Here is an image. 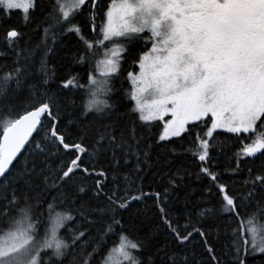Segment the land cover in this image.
<instances>
[{"label": "snow or ice", "instance_id": "snow-or-ice-1", "mask_svg": "<svg viewBox=\"0 0 264 264\" xmlns=\"http://www.w3.org/2000/svg\"><path fill=\"white\" fill-rule=\"evenodd\" d=\"M14 9L25 25L44 11L41 0H0V58L13 65L0 76V264H248L264 255V228L248 227L249 217L264 220V0H50L38 39L24 44L9 23ZM85 10L88 35L78 20ZM61 49L85 71L49 69ZM129 60L139 71L127 73L132 104L121 108L99 97L114 91ZM37 63L39 87L59 80L58 92L31 82ZM89 113L99 116L84 123ZM222 133L251 139L230 156L226 171L246 172L235 188L209 163ZM186 153L207 183L195 206L199 226L181 228L170 211L179 204L191 221L197 190L181 196L192 175ZM153 208L156 227L141 231ZM205 223L224 230L226 251L209 243ZM194 233L207 262L185 248Z\"/></svg>", "mask_w": 264, "mask_h": 264}, {"label": "trees", "instance_id": "trees-1", "mask_svg": "<svg viewBox=\"0 0 264 264\" xmlns=\"http://www.w3.org/2000/svg\"><path fill=\"white\" fill-rule=\"evenodd\" d=\"M101 3L106 4L108 3V0H101ZM49 5H50V0H41V8L44 11L41 12L38 10L35 13L34 19L36 22H39L40 20L44 18V15L46 14V11ZM23 15L24 13L21 9L12 10L11 19L9 20V23L12 25L19 26L20 30L25 33V36L21 40V44H24L25 42L29 40H32L33 42H35V40H37L39 36V33L35 31L36 22H31L25 25L22 19ZM88 16H89V13L87 10H85L84 16L78 17V20L80 21L82 25H84V21L88 18ZM97 23H100V21L97 20ZM5 27H7V25H5ZM84 30H85V34L88 35L90 31V25H84ZM4 36H5L4 29L0 28V51L7 50L6 45L4 43ZM75 43H76L75 38H70L67 40L69 49L71 45ZM142 46L143 45L141 43V47ZM65 50H68V49H61L57 56L51 58L50 63H49V69L55 68L60 77H63L69 68L71 69L73 74L77 72L83 73L86 69V65H78V64L71 63V61L66 58L62 59L63 52ZM94 63L95 62H93V64ZM12 66L13 65H12L11 57L0 58V76H3L5 72L9 71V69L12 68ZM38 68H39V64L37 63L33 69V74L31 76V82L37 84V90L42 92L45 89H47L50 94L58 92L59 89L57 88V84L59 83V80L50 79L48 85H45L43 88L39 87V82H42L44 77L39 71H37ZM129 71H135V72L138 71V68L132 66L131 60L123 64V68L121 70V74L119 78L113 81L114 91L110 94L103 95V97L101 98L108 100L110 104L113 103V101H115L117 105L120 106L121 108H123V106L125 105H127L128 107H131L132 102L127 96H125V92L131 89V85L127 79V73ZM80 82L81 83L87 82L86 74L84 76V79L81 80ZM67 94L71 95V93H67ZM28 95L29 93L26 89L22 91L19 95L18 103L24 104ZM75 98L80 103L81 105L80 110L82 111L83 101L84 99H86V97L81 93L77 95ZM98 116L99 114L97 113H89L87 117H82L81 119L83 120L84 123H87L88 121H92L98 118ZM67 120H68L67 116L62 118L61 124H60L61 131L66 130L65 125L67 124ZM67 130H70L73 133V139L77 138L79 130L75 124L68 125ZM218 131H221V130H218ZM246 137H247V134H243L241 139L237 140L235 137H232L231 134L222 133L220 135H217L215 139V143L218 145V147L216 149H213L212 155L214 159L209 162L213 167V171H216L222 174V181L226 184L231 185L233 188L237 186L233 182L242 180L246 172H242L239 175H234L226 171V169H228L230 166L231 154L239 151L244 146V144L251 143V139L246 138ZM173 139L178 140V138H173ZM191 139H192L191 137H188L186 141L183 142L184 147L189 146V141ZM225 146H229L227 148V151H221V148H224ZM84 159L85 161H87L88 156L85 155ZM181 159L183 163L185 164V166L188 168V170L192 173V175L186 179V184L188 185V187L181 191V196H183L184 191H191L192 189H197L196 191L192 192L191 200L193 203L188 206L191 209V213H192L191 221H189L187 216L183 215V212L185 211V209L179 204L175 205L172 208V210L170 211V215H172L174 220L177 218V216H179L178 224L179 226H181V228L186 223H189V222L195 226H199L198 224H196L197 217H196L195 206L200 203V197H201L200 187L202 184H206L207 180L199 181L196 179V174L199 171L200 162L194 156H192L191 153L184 154L181 157ZM100 163L101 164L104 163L103 158H101ZM232 163L234 166V160L232 161ZM257 163H259V161H257ZM145 190H148V189H145ZM149 203H151V201H149ZM136 206L137 205H134V207ZM148 215H149V219L145 220L142 225H139V227L141 228V231H149V230L154 229L159 221V216L155 208H153L152 211ZM249 219H252V223L249 224L248 227H253V228H256L257 230L264 228V220H257L252 217H249ZM204 229L205 231L210 232L209 243L216 247L217 252L221 253L222 251H226V249H224L223 246L227 243H230V240H228L225 237L224 230L222 228L217 229L215 228V226H213L212 228H209L207 223L204 224ZM188 230L191 231V228H189ZM61 234H63V232ZM157 238L161 241L165 239V233H164V229L162 225L160 226V231H159ZM200 239L201 238L197 234L194 233L192 242L186 244L185 248L193 251L198 260L202 259L205 262H207L209 259L208 254L205 252L204 247L199 243ZM248 264H264V255L259 254V253L255 254L254 258L249 259Z\"/></svg>", "mask_w": 264, "mask_h": 264}, {"label": "rangeland", "instance_id": "rangeland-1", "mask_svg": "<svg viewBox=\"0 0 264 264\" xmlns=\"http://www.w3.org/2000/svg\"><path fill=\"white\" fill-rule=\"evenodd\" d=\"M21 10H22V9H21ZM109 47H110V45H109ZM149 47H150V45H149ZM101 58H102V57H101ZM138 71H139V69H138ZM138 71H137V72H138ZM221 131H222V130H221Z\"/></svg>", "mask_w": 264, "mask_h": 264}, {"label": "bare ground", "instance_id": "bare-ground-1", "mask_svg": "<svg viewBox=\"0 0 264 264\" xmlns=\"http://www.w3.org/2000/svg\"><path fill=\"white\" fill-rule=\"evenodd\" d=\"M103 97V95H101L99 98ZM102 99V98H101Z\"/></svg>", "mask_w": 264, "mask_h": 264}]
</instances>
